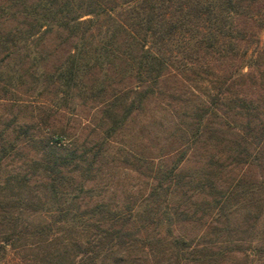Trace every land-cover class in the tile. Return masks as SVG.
<instances>
[{"label":"trees","instance_id":"16d2710c","mask_svg":"<svg viewBox=\"0 0 264 264\" xmlns=\"http://www.w3.org/2000/svg\"><path fill=\"white\" fill-rule=\"evenodd\" d=\"M263 29L264 0H0V264H264ZM130 118L171 156L116 200Z\"/></svg>","mask_w":264,"mask_h":264},{"label":"rangeland","instance_id":"374dc122","mask_svg":"<svg viewBox=\"0 0 264 264\" xmlns=\"http://www.w3.org/2000/svg\"><path fill=\"white\" fill-rule=\"evenodd\" d=\"M260 37L264 40V29L261 31ZM48 50H52V45H49ZM66 49V48H65ZM64 48L53 52L48 60L47 64H52L56 62L60 56H62L66 50ZM68 49V48H67ZM65 50V51H64ZM23 87H20V98L23 100H44L45 97L33 95L34 93H24ZM33 97L35 99H33ZM35 102V101H34ZM85 107L84 111H75L74 113H69L68 115L75 120H80L86 125H92L94 122L91 117V113L87 112ZM68 113V112H67ZM143 119L130 118L127 125L122 129L119 134L114 135L110 141V152L108 156V162L105 166L104 173L102 174L99 182L101 188L105 185L108 188V194L114 192L116 200H119L125 194L134 193L138 188L147 191V186L150 182L145 175L148 174L146 167H140V163L136 161V157L142 155L147 160L154 162V164L159 163L162 159H168L170 154V143L167 135L169 134V127H164L156 125V119H154L148 124L144 125ZM77 124V122L75 123ZM163 157V158H160ZM144 166H150V163H145ZM138 168V169H137ZM138 170V171H137ZM113 191V192H111ZM174 200L171 201L173 203ZM175 234H183L187 236H192L194 234H199L202 229L198 226H190L189 223L182 222L176 223L173 227ZM13 260L8 264H11Z\"/></svg>","mask_w":264,"mask_h":264}]
</instances>
